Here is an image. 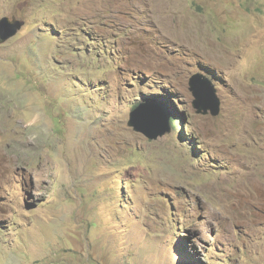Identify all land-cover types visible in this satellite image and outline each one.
Masks as SVG:
<instances>
[{
  "label": "rangeland",
  "instance_id": "374dc122",
  "mask_svg": "<svg viewBox=\"0 0 264 264\" xmlns=\"http://www.w3.org/2000/svg\"><path fill=\"white\" fill-rule=\"evenodd\" d=\"M5 17L25 26L0 45V264H264V0H0ZM150 102L157 140L128 125Z\"/></svg>",
  "mask_w": 264,
  "mask_h": 264
},
{
  "label": "water",
  "instance_id": "95a60500",
  "mask_svg": "<svg viewBox=\"0 0 264 264\" xmlns=\"http://www.w3.org/2000/svg\"><path fill=\"white\" fill-rule=\"evenodd\" d=\"M25 22L17 18H3L0 21V45L16 36ZM190 91L194 97L193 108L198 115L218 117L222 110V101L216 87L201 75H195L189 82ZM171 120V119H170ZM130 128L150 140H157L171 133L169 117L162 108L152 107L151 103H143L130 114L128 122Z\"/></svg>",
  "mask_w": 264,
  "mask_h": 264
},
{
  "label": "trees",
  "instance_id": "16d2710c",
  "mask_svg": "<svg viewBox=\"0 0 264 264\" xmlns=\"http://www.w3.org/2000/svg\"><path fill=\"white\" fill-rule=\"evenodd\" d=\"M167 103L172 106L171 102L167 101ZM178 120L179 119H177L176 117L171 120L172 121V123H171L172 124V128L176 129L178 127V125L180 124L179 123L180 121H178ZM186 127H189V125H187Z\"/></svg>",
  "mask_w": 264,
  "mask_h": 264
},
{
  "label": "clouds",
  "instance_id": "9594fccd",
  "mask_svg": "<svg viewBox=\"0 0 264 264\" xmlns=\"http://www.w3.org/2000/svg\"><path fill=\"white\" fill-rule=\"evenodd\" d=\"M2 20V19H1ZM24 22V21H23ZM151 103V102H150Z\"/></svg>",
  "mask_w": 264,
  "mask_h": 264
},
{
  "label": "bare ground",
  "instance_id": "6f19581e",
  "mask_svg": "<svg viewBox=\"0 0 264 264\" xmlns=\"http://www.w3.org/2000/svg\"><path fill=\"white\" fill-rule=\"evenodd\" d=\"M24 28V27H23Z\"/></svg>",
  "mask_w": 264,
  "mask_h": 264
}]
</instances>
